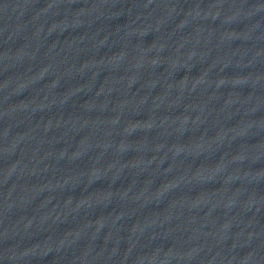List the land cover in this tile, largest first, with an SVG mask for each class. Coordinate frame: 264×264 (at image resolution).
I'll return each instance as SVG.
<instances>
[{
  "label": "water",
  "instance_id": "obj_1",
  "mask_svg": "<svg viewBox=\"0 0 264 264\" xmlns=\"http://www.w3.org/2000/svg\"><path fill=\"white\" fill-rule=\"evenodd\" d=\"M0 264H264V0H0Z\"/></svg>",
  "mask_w": 264,
  "mask_h": 264
}]
</instances>
